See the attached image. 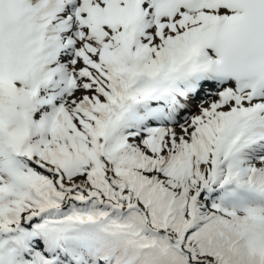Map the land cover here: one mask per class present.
Wrapping results in <instances>:
<instances>
[{
	"label": "snow or ice",
	"instance_id": "6c2138e0",
	"mask_svg": "<svg viewBox=\"0 0 264 264\" xmlns=\"http://www.w3.org/2000/svg\"><path fill=\"white\" fill-rule=\"evenodd\" d=\"M0 264H264V0H0Z\"/></svg>",
	"mask_w": 264,
	"mask_h": 264
}]
</instances>
